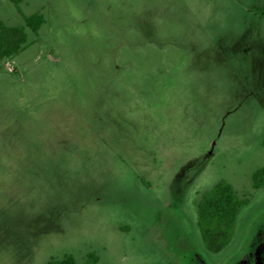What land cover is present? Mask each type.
<instances>
[{
  "label": "rangeland",
  "instance_id": "1",
  "mask_svg": "<svg viewBox=\"0 0 264 264\" xmlns=\"http://www.w3.org/2000/svg\"><path fill=\"white\" fill-rule=\"evenodd\" d=\"M41 11L38 32L25 15ZM0 264H264V0H0ZM247 198L206 249L197 201Z\"/></svg>",
  "mask_w": 264,
  "mask_h": 264
},
{
  "label": "trees",
  "instance_id": "2",
  "mask_svg": "<svg viewBox=\"0 0 264 264\" xmlns=\"http://www.w3.org/2000/svg\"><path fill=\"white\" fill-rule=\"evenodd\" d=\"M16 3L22 0H14ZM26 25L38 32L46 21L43 12L35 11L25 15ZM28 32L25 26L8 24L0 19V58L13 55L26 42ZM255 187L264 185V166L253 173ZM247 198L237 194L229 181L220 179L211 189L206 190L197 201L198 223L201 229L204 245L207 250L218 252L231 241L237 215ZM50 264H80L76 257L69 253Z\"/></svg>",
  "mask_w": 264,
  "mask_h": 264
}]
</instances>
